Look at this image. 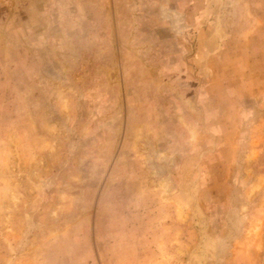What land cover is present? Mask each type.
Listing matches in <instances>:
<instances>
[{
	"label": "rangeland",
	"instance_id": "374dc122",
	"mask_svg": "<svg viewBox=\"0 0 264 264\" xmlns=\"http://www.w3.org/2000/svg\"><path fill=\"white\" fill-rule=\"evenodd\" d=\"M0 264H264V0H0Z\"/></svg>",
	"mask_w": 264,
	"mask_h": 264
}]
</instances>
